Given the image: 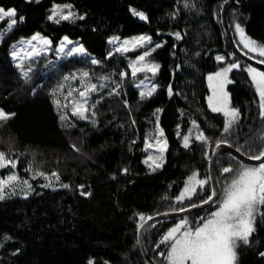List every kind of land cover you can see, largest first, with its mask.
I'll return each mask as SVG.
<instances>
[{
  "label": "trees",
  "instance_id": "16d2710c",
  "mask_svg": "<svg viewBox=\"0 0 264 264\" xmlns=\"http://www.w3.org/2000/svg\"><path fill=\"white\" fill-rule=\"evenodd\" d=\"M238 2L242 4H235L229 12L237 44L234 23H240L250 38L264 44V0ZM56 4H70L77 19L59 25L49 21L47 17ZM223 4L224 0H0V6L16 8L18 13V24L0 41V107L15 113L8 121H0V151L17 161L14 170L33 190L26 199L18 194L0 201V264H88L89 260L95 264H147L138 242L139 228L145 221L139 219L141 215L146 219L206 200L211 195V180V187L201 189L197 185L191 199L179 202L176 197L189 176L208 179L217 141L229 142L248 155L264 150L258 93L244 70L250 64L228 44ZM130 8L144 12L147 21L134 17ZM81 15L83 20L78 18ZM20 16L24 17L22 23ZM37 32L55 45L65 35L79 40L88 56L100 63L92 65L84 56L53 64L48 55L32 63L35 67L25 78L10 53L15 42ZM177 32L181 39L173 35ZM139 34L152 38L149 48L163 45L148 57L161 67L154 79L158 90L145 100H140V90L135 87L142 74L133 79L128 65V55L137 52L107 55L113 51L107 43L111 37ZM217 55H224L225 61L217 62ZM237 61L241 69L229 74L232 83L226 91L230 106L239 110L240 117L229 133H223L227 117L212 112L208 105L211 88L207 76ZM82 71L89 72L94 81L110 76L104 81L110 84L103 93L92 98L94 103L103 97L95 108V126L90 122L91 111L89 121H84L73 116L68 107L64 108L68 119L61 121L63 110L54 104L58 95L51 94L65 76ZM121 72L128 75L121 78ZM170 84L171 96L167 92ZM116 85L120 94L109 96ZM156 109H162L159 126L168 149L163 167L153 172L143 160L148 155L145 143L155 141ZM190 130V146L185 148L183 136ZM200 132L207 137L206 142L195 140ZM241 166L259 164L246 163L229 152L217 158L221 188L236 178ZM224 167L232 171L223 174ZM10 171L0 169V179ZM53 172L59 174V185H69L67 189L43 187L49 182L39 173L50 177ZM81 185L90 196L80 194ZM215 210L211 205L151 224L145 231L148 252L158 264H167L170 242L159 249L155 245L181 219L195 230L201 218H208ZM258 212L251 242L238 243L236 264H264L260 255L264 252V205ZM159 252L165 255L161 257Z\"/></svg>",
  "mask_w": 264,
  "mask_h": 264
},
{
  "label": "snow or ice",
  "instance_id": "6c2138e0",
  "mask_svg": "<svg viewBox=\"0 0 264 264\" xmlns=\"http://www.w3.org/2000/svg\"><path fill=\"white\" fill-rule=\"evenodd\" d=\"M30 2V0H29ZM229 0H224L227 4ZM238 4V0H235ZM185 7L188 4L185 3ZM70 4L60 5L56 4L51 9V14L47 19L51 22L59 25L61 21H72L77 19L76 13L71 10ZM67 10V11H66ZM130 12L134 17H138L142 21H147L148 17L142 11H137L135 8H130ZM17 9L7 8L0 6V23L7 21V29L10 31L14 26L18 24L17 20ZM79 19L83 20L84 16H79ZM24 17H19V22L22 23ZM235 33L239 37L237 47L242 44L244 49L249 50L251 53H258L259 59L256 61L260 65H264V44H258L254 39L250 38L245 31V28L240 23H234L233 25ZM176 39H181L179 32L173 34ZM27 44V48L19 47L17 50L14 46L13 51L10 53L14 61H18L17 67L21 71L23 77H29L32 72V63H34L41 56H47L53 51V41L37 32L31 36L30 39L24 41ZM107 43L114 46L113 51L107 53L108 57H112L115 53L126 54L130 51H136L138 49H146L141 54L137 55L135 60L128 61V65L131 69V76L133 79L140 73H145L143 79H139L135 83V87L139 89L140 100L151 98L158 90L159 85L153 83L156 74L159 72L160 65L148 60V57L157 48L162 47V44H156L152 48H148V45L152 44V38L146 35H137L130 39L121 40L120 37L113 36ZM58 57H84L88 56L87 49L83 43L79 40L74 41L70 39L68 35H65L60 39L58 45L54 49ZM234 54H229L232 56ZM245 56H248V52H244ZM224 55L215 56L217 62L225 61ZM255 60L256 58L250 57ZM88 60L92 65H97L100 62L95 58L88 56ZM28 65L27 69L25 65ZM241 64L237 62L228 63L226 66L221 67L218 71L207 76L209 86L211 88V95L207 98L208 105L212 112L222 113L227 117V122L223 127V133H229L232 129L233 124L239 119L240 113L238 109L230 106V94L226 91V86L232 81L229 79V74L233 70H240ZM250 76L251 83L254 85L255 92L258 93L259 107L261 108V117L264 118V71L259 70L257 67L248 65L244 69ZM150 74V76L148 75ZM128 73L121 72L120 77L127 76ZM90 74L87 71H82L77 75L73 73L69 76H65L64 80L76 81L79 80L81 88H69L67 96L64 97L65 103L62 104L59 98L54 99V104L58 110L71 107V113L73 116L79 117L81 120L89 121L90 117L88 113L91 111V124L95 126L97 121L95 119L96 105L101 103L103 97L97 99L89 107V100L91 99V93L98 91L96 83L89 82ZM107 80L108 77H104ZM119 85H116L108 93L109 96L119 95ZM64 88L63 84H59L55 89L52 90L53 97H57L58 93H62ZM100 88H104L101 84ZM168 95L173 94L172 85L170 84L167 88ZM73 93H76L79 99H73L71 105L67 102L70 97H73ZM125 105L127 101L125 100ZM162 109H156L154 116L156 118L155 127V141L146 142L144 149L145 151L154 150L150 152L147 157L143 160V163L147 167L155 172L157 169L162 168L164 165V154L168 149L167 139L164 138V130L159 126L160 113ZM15 113H8L0 108V121H8L14 116ZM59 119L65 121L68 119L66 114H61ZM134 124L135 121L133 120ZM195 123V122H193ZM179 135V132L177 133ZM191 130L187 135L183 136V147L188 148L190 146ZM195 140L198 142H206L207 137L203 132L195 135ZM135 143V141H133ZM221 145L220 141L215 143V147L219 148ZM75 149V145L72 146ZM78 151V149H77ZM207 155V153H206ZM254 161L264 160V150L260 151L259 154L250 155L248 157ZM17 161L6 158V154L0 151V169L11 168L15 169ZM232 171L229 167L222 168L223 174H228ZM124 173L128 172V169H123ZM49 183L43 185L46 188H53L51 178L54 177L57 181L59 180V174L53 172L51 177L46 176L44 173H39ZM115 177H113L114 179ZM211 176L205 179H196V175L188 177L187 183L183 187V190L176 197L179 202L184 201L186 198L191 197L197 192V185L202 189L205 186L211 187L209 181ZM19 182V178L16 174L7 175L6 179H0V201L7 198L8 195H15L16 187L14 186ZM26 188L21 190L23 198H28L32 193L31 185L24 181ZM62 188L67 189L68 184L60 185ZM83 185L80 186L82 196H90L91 192H84ZM5 189H10V192H5ZM55 190V189H54ZM220 196L217 197V189L211 188V195L202 202L200 205H193V207H202L203 204H211L216 207L217 210L212 211L208 218H201L195 230L187 226L186 219H181L175 227L171 228L163 239L155 245L157 249L162 244L170 242L169 250L167 252L168 264H236L238 260L237 247L238 243L242 242L244 245H248L251 242V237L256 231L255 222L256 216L259 214L258 209L264 205V162H261L258 167L241 166L236 178L232 179L225 187L221 188ZM190 210V209H188ZM180 212L186 211V209H179ZM141 221L145 220V217L141 215L139 217ZM147 219L151 220L152 217ZM143 227V225H141ZM184 229V231H181ZM179 233V235H177ZM6 239H10L7 238ZM2 247V245H0ZM17 253L19 249L16 250ZM158 255L163 257L165 253L159 252ZM264 256V252L260 253ZM88 264H95L94 261L89 260ZM106 264V262H105Z\"/></svg>",
  "mask_w": 264,
  "mask_h": 264
},
{
  "label": "water",
  "instance_id": "95a60500",
  "mask_svg": "<svg viewBox=\"0 0 264 264\" xmlns=\"http://www.w3.org/2000/svg\"><path fill=\"white\" fill-rule=\"evenodd\" d=\"M235 4H237L235 2V0H229V2L227 4H225V3L223 4L222 11H221L222 23H223V27L225 30V34H226L228 44L237 56H239L244 61L248 62L250 65L257 67L259 70L264 71V65H260L256 62L259 59H257V58L255 60L250 59V57H253V56H251L249 54H248V56H245L244 55L245 51L244 50L241 51L240 46L237 47V42L235 40V36H234L233 30L231 28L230 21H229V12ZM241 4L242 3L238 2V5H241ZM226 152H229V153L235 155L237 158H239L242 161L249 163V164H260L261 162H264V160H262V161L251 160L248 158L250 155L239 150L237 147L230 144L229 142L221 141L220 147L214 148L211 159H210V176L212 178L211 183H212V187H215L217 189V197L220 196L219 190L221 189V185H220V182H219V179L217 176L216 163H217V158L221 154L226 153ZM202 202L203 201L185 207L184 209H186V211H184V212H180L179 209L162 211V212L156 213L154 215H151L150 217L153 218L151 220H149L147 218L145 219V221L142 223L143 227L140 226V228H139L138 242H139L141 251L143 253V256H144L147 264H158V263L150 255V253L147 250V247L145 244V231H146V229L151 224H153L159 220L185 216V215H188L192 212H195V211H198V210H201V209H204V208L211 206V204H203L202 207H193V205H200V204H202ZM188 209H190V210H188Z\"/></svg>",
  "mask_w": 264,
  "mask_h": 264
},
{
  "label": "rangeland",
  "instance_id": "374dc122",
  "mask_svg": "<svg viewBox=\"0 0 264 264\" xmlns=\"http://www.w3.org/2000/svg\"><path fill=\"white\" fill-rule=\"evenodd\" d=\"M0 25H1V27H0V41H1V39H2V37H3V35L6 33V32H8L9 30L7 29V27H6V25H7V21L5 22V23H0ZM42 34V33H41ZM34 35V34H33ZM42 35H44V34H42ZM139 35H146V34H139ZM32 36V35H31ZM31 36H29V37H24V38H22V39H20L19 41H17V42H15L14 44H13V46H12V51H13V48H14V46L16 47V49L18 50L19 49V47H25V48H27L28 46H27V44L26 43H24V41H26V40H28V39H30L31 38ZM45 36V35H44ZM137 36V35H136ZM147 36V35H146ZM47 37V36H46ZM117 37H120V36H117ZM132 37H134V36H130V37H120V39L121 40H123V39H130V38H132ZM49 38V37H48ZM70 39H72L71 37H69ZM112 38V37H111ZM110 38V39H111ZM239 38V37H238ZM74 41H76V39H73ZM58 45V44H57ZM57 45H55L54 43H53V45H52V47H53V51H51L48 55H51V57H50V59H49V62L50 63H56L57 61H59V60H62V59H65V57H58L57 55H56V53H55V51H54V49L56 48V46ZM111 45V44H110ZM112 46V48L114 49V46L113 45H111ZM149 48V47H148ZM144 50H146V49H138V50H136V51H130L129 53H131L132 54V52H137L134 56L133 55H130L129 53H126V55H128L129 57H128V60L130 61V60H135V58H136V56L137 55H139V54H141ZM245 52H248V54L249 55H251V56H254L255 58H257V59H261V57H259V54L258 53H251V52H249V50H247V49H245ZM88 54V53H87ZM47 55V56H48ZM89 55V54H88ZM41 57H43V56H41ZM68 58V57H67ZM148 60H150V61H152V62H154V63H157V62H155V61H153V60H151V59H148ZM17 63H18V61H14V64L15 65H17ZM252 66V65H251ZM27 67H28V65L26 64L25 65V68L27 69ZM31 67H32V69L35 67V66H33V65H31ZM254 67V66H253ZM77 75H79V73H76ZM140 74H142V76L139 78V79H143L144 78V75H145V73H140ZM150 76V75H149ZM108 77V79L107 80H109L110 79V76H107ZM104 77H102V78H100L99 80H97V81H94L91 77H89V82H91V83H96L97 84V86H98V91L97 92H94V93H91V99L89 100V107H91V104H92V98L94 97V95L96 94V96L97 95H100V94H102L103 92V90L106 88V86L108 85V84H110V81H108V83L106 82V83H104V79H103ZM139 79H138V81H139ZM137 81V82H138ZM153 83H156L154 80H153ZM61 84H63L64 85V88H63V91H62V93H58L57 95H58V97L57 98H59L60 100H61V103L62 104H64L65 103V100H64V97L65 96H67V92H68V89L69 88H81V84H80V81L79 80H76V81H63ZM101 84H103L104 85V88H100V85ZM81 90H83L82 88H81ZM73 99H79V97H78V95L76 94V93H73V97H70L69 99H68V103H69V105H71V101L73 100ZM1 108V107H0ZM70 110H71V107L69 106L68 107ZM68 112H67V110H65V109H63V114H67ZM165 138V137H164ZM149 142H154V141H149ZM154 150H148L147 152H148V154L150 153V152H153ZM164 157H165V154H164ZM6 158H8V157H6ZM9 159V158H8ZM16 174L17 176H18V178H19V182L18 183H16L14 186L16 187V193L17 194H15V195H8L7 197H12V196H16V195H18V194H20L21 193V190L23 189V188H26V185L24 184V181H27L26 179H24V178H22V177H20L19 175H18V173L14 170V169H11V171L8 173V175H11V174ZM51 177V176H50ZM6 179V178H5ZM49 182V181H48ZM27 183L28 184H30L29 183V181H27ZM51 183L53 184V187H58V186H60L59 184H61V182H60V180H56L54 177H52L51 178ZM31 185V184H30ZM5 192H10V189H5ZM181 231H184L183 229H181ZM177 235H179V233L177 234ZM168 261V260H167ZM167 264H168V262H167Z\"/></svg>",
  "mask_w": 264,
  "mask_h": 264
}]
</instances>
